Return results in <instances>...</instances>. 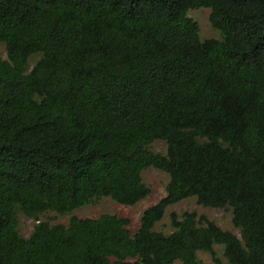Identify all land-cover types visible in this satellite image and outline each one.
Returning a JSON list of instances; mask_svg holds the SVG:
<instances>
[{
    "label": "trees",
    "instance_id": "1",
    "mask_svg": "<svg viewBox=\"0 0 264 264\" xmlns=\"http://www.w3.org/2000/svg\"><path fill=\"white\" fill-rule=\"evenodd\" d=\"M199 7L222 39L202 38ZM0 42V264H264V0H0ZM149 167L170 181L136 232L118 214L40 220L135 205ZM190 197L230 207L240 236L193 212L155 229Z\"/></svg>",
    "mask_w": 264,
    "mask_h": 264
},
{
    "label": "rangeland",
    "instance_id": "2",
    "mask_svg": "<svg viewBox=\"0 0 264 264\" xmlns=\"http://www.w3.org/2000/svg\"><path fill=\"white\" fill-rule=\"evenodd\" d=\"M189 16L195 19L201 30L203 39H222L219 29L215 28L211 22V9L208 7H199L191 9ZM0 54L3 58L7 59L6 45L0 42ZM40 58V54H34L30 58V66L32 67ZM150 149L154 152L167 153V144L163 140H156ZM144 182L151 188L152 192L149 197L138 202L135 205H123L109 197L100 199L97 203L85 205L76 209L68 214H60L56 211H47L40 216L41 221H49L52 224L63 223L68 225L72 216L80 218H96L102 214H118L121 217L130 220L128 228L132 232H136L140 226L143 213L150 206L158 203L167 195V186L170 181V176L165 171L156 167H149L142 174ZM185 212H193L198 217L208 218L215 221L219 226L224 229L234 231L240 236V230L235 227L233 223V211L230 207L227 208H210L205 207L198 203L196 197L184 199L176 204L167 208L165 216L162 220L157 222L155 229L164 233H171L174 230L172 224V214L175 213L178 217H182ZM19 230L24 237H29L35 229L38 221L35 218L26 216L24 213L19 212ZM216 250L220 258L226 261L224 257V248L221 245L216 246ZM199 258L208 264H215L212 256L207 252H200ZM175 264H182L181 261H176Z\"/></svg>",
    "mask_w": 264,
    "mask_h": 264
}]
</instances>
